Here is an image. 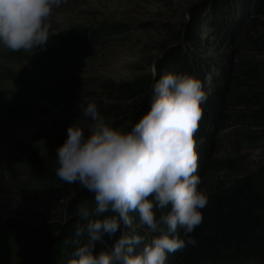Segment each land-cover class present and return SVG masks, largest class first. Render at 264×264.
<instances>
[{
  "label": "rangeland",
  "instance_id": "1",
  "mask_svg": "<svg viewBox=\"0 0 264 264\" xmlns=\"http://www.w3.org/2000/svg\"><path fill=\"white\" fill-rule=\"evenodd\" d=\"M210 2L67 0L53 13L51 26L57 33L45 47L14 52L0 46V223L15 219L24 228L68 223L72 204L86 189L56 175L55 156L69 125H90L78 106L95 102L114 127L130 128L151 96V73L165 72L159 73V68L169 50H199L184 34L196 18H203L200 9ZM100 24H119L124 31L99 43L88 38L80 42L82 36L75 34ZM243 24L218 52L206 50V56L223 59L238 82L245 66L255 65L264 75V44L251 41L264 32V14H248ZM211 33L201 24L204 39ZM243 90L238 86L229 91L227 121L212 137L211 158L229 159L231 167L197 172L198 189L206 195L219 182L233 183L247 175H256L264 191V128L252 127L247 122L249 110L236 105ZM30 98L36 101L26 104ZM11 103L19 113L13 114ZM54 235L60 231L21 238L17 231L0 227V264H41L44 247ZM18 252H26V257L19 259ZM229 264H264V256Z\"/></svg>",
  "mask_w": 264,
  "mask_h": 264
},
{
  "label": "clouds",
  "instance_id": "2",
  "mask_svg": "<svg viewBox=\"0 0 264 264\" xmlns=\"http://www.w3.org/2000/svg\"><path fill=\"white\" fill-rule=\"evenodd\" d=\"M65 3L0 0V46L14 52L45 47L57 33L53 13ZM151 76L150 108L130 128L114 127L88 102L78 107L90 125H69L57 147L56 175L94 196L93 206L77 208L79 246L67 264H166L170 254L197 243L192 233L203 222L208 198L198 189L194 137L207 94L190 74ZM157 209L166 211L157 217ZM138 226L160 235L146 240ZM105 237L115 238L113 245L97 251Z\"/></svg>",
  "mask_w": 264,
  "mask_h": 264
},
{
  "label": "trees",
  "instance_id": "3",
  "mask_svg": "<svg viewBox=\"0 0 264 264\" xmlns=\"http://www.w3.org/2000/svg\"><path fill=\"white\" fill-rule=\"evenodd\" d=\"M209 4L203 10L200 9L203 11V18H196L193 26L184 34L186 41L193 43L199 50H185V47L171 49L167 58L162 61L163 68H159V73L164 69L165 72L186 73L196 77L207 94V100L201 105L203 115L194 137L198 171L211 167L221 170L231 167L229 159L216 161L211 158L213 134L216 130H221L227 121L226 97L230 90L233 91L238 86L244 88L236 105L245 106L249 110L246 113L247 122L252 127L264 128V75L261 74V69L255 65L245 66L242 70L244 75L238 82L234 76L230 77L223 66V59L206 56L208 48L218 52L221 43L239 32L240 28L242 30L243 20L248 14L252 16L264 14V0H211ZM201 24L211 30L210 39H204L200 35ZM123 31L119 24H100L76 31L75 34L78 37L82 36L80 42L88 38L92 43H99L103 39L120 35ZM251 41L264 44V32L251 37ZM245 64L247 65V63L242 65ZM151 81L153 84L152 78ZM35 101V98H30L25 102L27 104ZM150 103L151 96L135 115L134 122L150 108ZM11 107L13 114L19 113V109L13 103ZM97 107L103 115L101 105ZM226 182L215 184L207 194L208 204L201 210L203 222L192 233L197 241L196 245L170 254L166 264H229L264 256V191L261 189L260 180L256 175H247L233 183ZM93 201L92 193L87 190L81 193L72 204V218L66 225L56 227L54 224H45L24 228L23 224L15 219H6L0 223V227L17 231L21 238L60 231V235H54L49 247H44L45 256L41 264H67L79 246L75 243L77 240L75 226L80 219L76 215L77 208L81 204H88L91 207ZM156 211L159 217L166 210ZM131 215L138 224V214ZM137 231L138 234L145 236L146 240L160 235L159 232L154 233L140 226ZM114 239L105 237L102 243L97 244L96 250L111 248ZM17 256L19 259L25 258L26 252H18Z\"/></svg>",
  "mask_w": 264,
  "mask_h": 264
}]
</instances>
